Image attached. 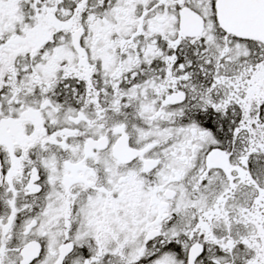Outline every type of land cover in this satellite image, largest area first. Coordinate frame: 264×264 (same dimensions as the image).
<instances>
[{
  "label": "snow or ice",
  "instance_id": "1",
  "mask_svg": "<svg viewBox=\"0 0 264 264\" xmlns=\"http://www.w3.org/2000/svg\"><path fill=\"white\" fill-rule=\"evenodd\" d=\"M0 264H264V0H0Z\"/></svg>",
  "mask_w": 264,
  "mask_h": 264
}]
</instances>
